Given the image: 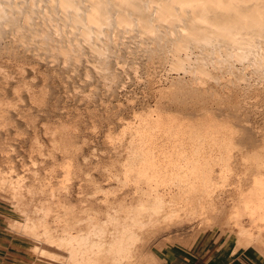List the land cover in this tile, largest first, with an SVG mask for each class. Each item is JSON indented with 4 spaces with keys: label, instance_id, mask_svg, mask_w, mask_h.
I'll use <instances>...</instances> for the list:
<instances>
[{
    "label": "bare ground",
    "instance_id": "6f19581e",
    "mask_svg": "<svg viewBox=\"0 0 264 264\" xmlns=\"http://www.w3.org/2000/svg\"><path fill=\"white\" fill-rule=\"evenodd\" d=\"M24 1L0 0V39L10 29L25 42L21 24L41 49L65 59L74 48L88 49L93 73L114 79L107 65L111 46L132 34L146 64L168 60L177 73L164 104L177 111L126 124L124 159L107 169L97 207L87 198L79 210L60 200L63 208L53 210L34 202L35 190L23 186L22 176L0 177V189L24 217L13 230L63 250L64 264H156L151 241L183 229L189 219L213 217L230 201L240 236L263 246L264 145L257 146L264 138L246 115L264 104V0H40L43 13L37 0L38 8L32 0L34 8L20 5ZM33 11L42 14L39 28ZM15 47L0 45V52L18 56ZM239 161L255 165L239 169ZM244 219L250 230L243 229Z\"/></svg>",
    "mask_w": 264,
    "mask_h": 264
},
{
    "label": "rangeland",
    "instance_id": "374dc122",
    "mask_svg": "<svg viewBox=\"0 0 264 264\" xmlns=\"http://www.w3.org/2000/svg\"><path fill=\"white\" fill-rule=\"evenodd\" d=\"M25 1L20 5L36 6L33 0L34 6ZM33 13L31 22L39 28L43 24L42 14ZM21 26L25 42L18 43L10 29L0 39L2 47L13 45L20 53L12 56L5 50L0 52V177L22 176L23 186L35 190L34 202L47 203L53 210L63 208L57 206L58 200L66 208L79 210L84 204L82 200L87 198L96 201L93 207H97L104 196L97 187L109 173L107 169H115L114 164L124 159L126 124L133 125L140 115L148 113H176V106L164 104L169 82L177 73L171 71L168 60L146 64L145 51L135 45L137 37L127 34L111 46L107 65L117 74L114 79H106L93 73V58L88 49L74 48L76 51L65 59L41 49L42 42ZM231 98L232 103L238 100L235 93ZM249 99L252 101H246L256 100ZM246 118L247 124L263 136L257 134L258 138H264V104L259 103ZM261 145L264 142L258 143L257 148ZM67 162L70 172L65 177ZM251 162L239 161L238 168L255 165ZM243 178L248 183L251 176ZM41 184L46 185L41 189ZM25 199L28 201L30 195ZM225 204L221 212L213 211V217L208 218L210 214L206 213L200 219H189L183 229L151 241L148 249L156 256V264H168L176 254L204 255L211 246L216 248V243L233 261L264 264V244L256 240L250 243L249 237L240 236L232 218L231 202ZM23 219L15 199L0 189V240L9 247L8 253L17 256L20 264H64L63 250L13 230L14 221ZM243 223L247 231L246 226L250 228L251 223L247 219Z\"/></svg>",
    "mask_w": 264,
    "mask_h": 264
},
{
    "label": "crops",
    "instance_id": "0c3cea01",
    "mask_svg": "<svg viewBox=\"0 0 264 264\" xmlns=\"http://www.w3.org/2000/svg\"><path fill=\"white\" fill-rule=\"evenodd\" d=\"M216 244V248L211 246L212 248L206 250L204 255L202 253H194L193 256L176 254L169 259L168 264H247L244 261H233V257L227 254L223 246ZM8 250L9 247L4 246L0 240V264H20L17 256L8 253Z\"/></svg>",
    "mask_w": 264,
    "mask_h": 264
}]
</instances>
